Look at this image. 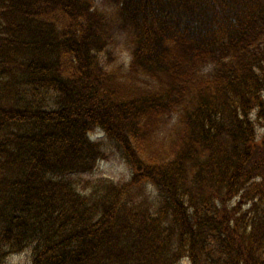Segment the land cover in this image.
Listing matches in <instances>:
<instances>
[{
  "label": "trees",
  "instance_id": "16d2710c",
  "mask_svg": "<svg viewBox=\"0 0 264 264\" xmlns=\"http://www.w3.org/2000/svg\"><path fill=\"white\" fill-rule=\"evenodd\" d=\"M102 5L0 0V264H264V0Z\"/></svg>",
  "mask_w": 264,
  "mask_h": 264
},
{
  "label": "rangeland",
  "instance_id": "374dc122",
  "mask_svg": "<svg viewBox=\"0 0 264 264\" xmlns=\"http://www.w3.org/2000/svg\"><path fill=\"white\" fill-rule=\"evenodd\" d=\"M102 1L103 0H96V3L101 8H103ZM124 43V39L118 40L116 45L114 46V51L115 55L117 57H120L119 61L124 65L125 68H127L128 64L125 63L124 59L127 57L126 47ZM119 61L118 63L120 64ZM263 132L264 131L261 132L259 138L263 136ZM107 150L109 151L110 155L106 160L102 161L99 164L98 169L94 172V176H103L113 179H119L121 181L129 179L132 171L127 163L122 159L120 153L110 143L108 144ZM6 264H30V256L28 253L15 254L7 260Z\"/></svg>",
  "mask_w": 264,
  "mask_h": 264
}]
</instances>
